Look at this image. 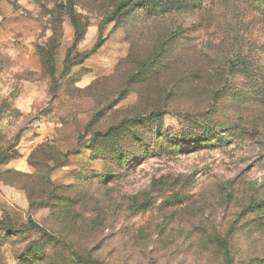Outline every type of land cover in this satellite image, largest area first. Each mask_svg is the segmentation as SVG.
I'll use <instances>...</instances> for the list:
<instances>
[{
	"label": "rangeland",
	"instance_id": "1",
	"mask_svg": "<svg viewBox=\"0 0 264 264\" xmlns=\"http://www.w3.org/2000/svg\"><path fill=\"white\" fill-rule=\"evenodd\" d=\"M0 264H264V0H0Z\"/></svg>",
	"mask_w": 264,
	"mask_h": 264
},
{
	"label": "trees",
	"instance_id": "2",
	"mask_svg": "<svg viewBox=\"0 0 264 264\" xmlns=\"http://www.w3.org/2000/svg\"><path fill=\"white\" fill-rule=\"evenodd\" d=\"M96 48V47H95Z\"/></svg>",
	"mask_w": 264,
	"mask_h": 264
}]
</instances>
